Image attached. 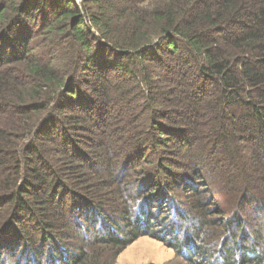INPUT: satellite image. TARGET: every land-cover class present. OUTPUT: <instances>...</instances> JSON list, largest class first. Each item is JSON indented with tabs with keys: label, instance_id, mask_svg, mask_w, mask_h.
<instances>
[{
	"label": "trees",
	"instance_id": "obj_1",
	"mask_svg": "<svg viewBox=\"0 0 264 264\" xmlns=\"http://www.w3.org/2000/svg\"><path fill=\"white\" fill-rule=\"evenodd\" d=\"M144 235L264 264V0H0V264Z\"/></svg>",
	"mask_w": 264,
	"mask_h": 264
},
{
	"label": "rangeland",
	"instance_id": "obj_2",
	"mask_svg": "<svg viewBox=\"0 0 264 264\" xmlns=\"http://www.w3.org/2000/svg\"><path fill=\"white\" fill-rule=\"evenodd\" d=\"M152 153L148 154L150 157ZM218 199L220 198L217 196ZM187 205L182 206L185 209ZM28 256L25 257V260ZM217 262V258L215 259ZM116 264H188L176 257L174 249L148 235L140 236L130 243L117 257Z\"/></svg>",
	"mask_w": 264,
	"mask_h": 264
}]
</instances>
